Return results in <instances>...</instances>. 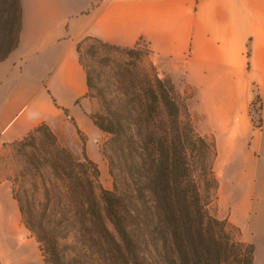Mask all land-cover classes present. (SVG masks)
<instances>
[{
  "label": "trees",
  "instance_id": "16d2710c",
  "mask_svg": "<svg viewBox=\"0 0 264 264\" xmlns=\"http://www.w3.org/2000/svg\"><path fill=\"white\" fill-rule=\"evenodd\" d=\"M0 5L3 61L19 42L21 0ZM99 49L109 73L88 117L108 136L112 189L102 186L97 163L77 156L45 122L12 142L19 162L12 196L44 264H253V245L209 211L217 151L196 131L184 97L154 68H143L138 49L94 37L76 47L86 96L95 85L85 56ZM252 109L260 127L258 96Z\"/></svg>",
  "mask_w": 264,
  "mask_h": 264
},
{
  "label": "crops",
  "instance_id": "0c3cea01",
  "mask_svg": "<svg viewBox=\"0 0 264 264\" xmlns=\"http://www.w3.org/2000/svg\"><path fill=\"white\" fill-rule=\"evenodd\" d=\"M30 4L26 11L21 0L18 45L0 61V142L20 140L42 122L50 125L65 108L84 121L74 111L87 93L76 50L80 40L94 37L121 47L145 42L171 66V76L193 88L187 105L198 117L197 132L214 137L216 157L227 165L241 162L233 169L245 193L241 201L230 200L247 212L264 148V0H85L77 11H60L47 0ZM255 96L261 101L260 127L249 114ZM228 169L220 172L219 189L229 182ZM236 224L247 234L242 220ZM5 225L13 232L3 231ZM21 228L17 202L1 183L0 245L9 250L6 261L42 264Z\"/></svg>",
  "mask_w": 264,
  "mask_h": 264
},
{
  "label": "rangeland",
  "instance_id": "374dc122",
  "mask_svg": "<svg viewBox=\"0 0 264 264\" xmlns=\"http://www.w3.org/2000/svg\"><path fill=\"white\" fill-rule=\"evenodd\" d=\"M47 1L50 2L49 6H52V3L54 5H58L60 7V11H77L85 4V0ZM30 3L31 0H25L26 11L29 10V7L31 5ZM2 10L3 9L0 5V11ZM129 48L138 49L140 51L139 57L141 59V65L143 66V68L148 69L152 67L156 70L160 77L169 79L173 83L175 88L179 91V93L184 97L187 104V102L192 98L194 90L180 76H171L168 70L169 68H171L169 64L158 58L145 42H139ZM106 54L107 53L104 49H99V55L97 57H91L89 55L85 56V63L87 65L88 71L93 77L95 88L90 90L84 102H82V100H79L74 107V111L77 114L81 115L84 121L82 122L75 120L69 109L65 108L63 110H66V112L64 111V113H60L54 120H51L50 125H48L58 136L60 142L68 146L77 156H81L82 153H86L90 158L95 157L94 161L97 163L100 171V182L102 186L105 189H112V178L109 175V165L104 155L105 143L108 139V136L98 130L88 117V114L98 110L99 108V100L96 97L95 93L97 88L100 89L103 86V79L109 73V67L106 64L107 59L105 58ZM112 57L113 58H110V60L112 59L113 63H115L119 59L118 55H113ZM65 96H68V94H66ZM255 97H253V99H255ZM253 99L251 100L249 106V114L253 126L257 127L256 125L258 123L259 116L254 112L253 109H255L259 103L256 102L254 108L252 109ZM85 106H88V109L86 111H84ZM188 111L190 113L195 129H198L197 115L192 114L189 110V107ZM207 137L213 139V141L215 140L213 136ZM215 147L217 150L216 144ZM261 152V156L260 153L257 152V156H260L257 158V160L260 162V171L258 172V175H256L255 179H253V185L250 188V202L247 212L245 213L246 209L244 207L233 205L230 200L232 197L237 201L239 199L241 201V198L245 193L244 189H241V186L238 183L241 176L237 173L238 171L233 169L240 168L241 162L239 160L230 162V164L227 165L225 162H228V160L225 161V159H219L217 157L215 158L213 162V172L218 186L215 192V198L209 205V211L212 215L220 220H225L229 225L237 227L240 231V238L253 245V264H264V148ZM223 168H229V172L227 171L225 175L229 182L226 183V186L222 190L219 189V180L221 179L220 172ZM18 169L19 162L16 159L12 142H0V184L2 183L4 186L8 187L11 190V194L13 188L12 180ZM241 203L242 202H240V204ZM5 216L6 218L9 216L8 212L5 213ZM240 220H242L247 234L243 233L241 231V228L236 224ZM21 226L23 235L22 239H24L25 236L32 238L34 241L33 247L35 253L41 256L35 238L29 232V230H27L22 221ZM3 231H8L7 233L13 232L12 228L10 226L7 227V225H5ZM22 239L19 240V243L22 242ZM8 252L9 250L7 249V247L5 248L0 245V264H9V262L6 261ZM41 263L44 264L43 260Z\"/></svg>",
  "mask_w": 264,
  "mask_h": 264
}]
</instances>
